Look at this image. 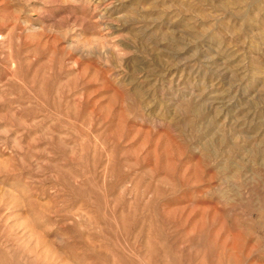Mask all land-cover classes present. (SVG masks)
I'll list each match as a JSON object with an SVG mask.
<instances>
[{"label": "rangeland", "instance_id": "obj_1", "mask_svg": "<svg viewBox=\"0 0 264 264\" xmlns=\"http://www.w3.org/2000/svg\"><path fill=\"white\" fill-rule=\"evenodd\" d=\"M0 264H264V0H0Z\"/></svg>", "mask_w": 264, "mask_h": 264}]
</instances>
